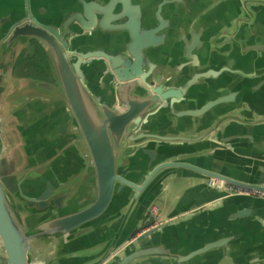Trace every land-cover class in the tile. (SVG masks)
I'll return each instance as SVG.
<instances>
[{
  "label": "water",
  "instance_id": "obj_1",
  "mask_svg": "<svg viewBox=\"0 0 264 264\" xmlns=\"http://www.w3.org/2000/svg\"><path fill=\"white\" fill-rule=\"evenodd\" d=\"M257 12L264 0H0V101H24L6 179L0 124V264H264V196L227 188L264 191V113L239 100L264 85ZM37 46V72L15 66Z\"/></svg>",
  "mask_w": 264,
  "mask_h": 264
},
{
  "label": "crops",
  "instance_id": "obj_2",
  "mask_svg": "<svg viewBox=\"0 0 264 264\" xmlns=\"http://www.w3.org/2000/svg\"><path fill=\"white\" fill-rule=\"evenodd\" d=\"M257 13L254 14L256 16L254 18H251L247 25L250 29L251 28L254 29L255 32H261V31H264V13H258V14ZM255 20H257L258 23H256ZM259 25H261V26H259ZM259 37H260L259 35L251 33V34H249L248 42L258 43ZM239 42H242V41H238L236 38H234V40H232L230 43H226L225 45L228 47H230L231 45L236 47V45L239 44ZM244 43H245V41H244ZM239 47H241V46H239ZM253 56L258 58V59H263L261 62H255V61L251 62V66L253 68L262 62L264 63V54H259L257 52V53H253ZM233 83L236 87H240L239 81H234ZM19 94L20 93L8 94L3 99H1L2 101H0L1 134H2V141H3V151H4L5 156H6V161L4 162V168H3V176L5 179L11 175L10 171L12 169L13 151H14L15 145L17 144L16 137L12 134V132L9 128L8 123L11 122V120L9 119V116H10V113L12 114L13 111H15L17 107H20V105L24 103V101L19 103L16 100V97ZM239 100L248 101L249 103H252V105L258 110V112L264 113V85L260 89L258 88L257 90H253L251 88V83L248 82V89L246 91L244 90L242 92V94H240ZM252 114L255 116L256 115L255 111L252 112ZM16 123H17V120H15V124ZM27 128H28V130L24 131V133L26 135L25 138H27V135H28L29 138L31 140H33L32 139V137H34L32 135L33 133L31 132V130H29V127H27ZM247 138L248 139H245L244 141H246V142L251 141L253 143L260 142L259 141L260 137L257 136L255 133L247 134ZM262 144L264 145V141L262 142ZM68 157H72L76 160L78 159V156L77 155L74 156V154H72L71 156H67V159H68ZM58 163H59V167H60V165L62 166V164H65L64 157H61ZM72 170L74 171L75 168H72ZM77 170H78V168H77ZM82 173H83L82 171H79L80 175ZM187 185L191 186L192 184L187 183ZM184 186H185V184H181L179 182V180L175 179V177H174V179H171L168 182L166 188L160 194H158V196L154 199L153 204L151 205L150 209L155 208V210H156V216L154 217L155 223L164 221L168 218V215L171 213V210L173 209V207L177 203L178 197H179L181 191L183 190ZM232 187H234V186H232ZM227 188L230 189V185H227ZM234 188H236V187H234ZM203 189L204 190H202V192L206 193L207 190L205 188H203ZM197 192L198 191H195V195ZM194 199H196V198H194V192H193V195L189 198V202L190 203L193 202ZM149 210L145 212V217L152 215L149 213ZM148 264H161V263L156 262V261H152L151 263H148Z\"/></svg>",
  "mask_w": 264,
  "mask_h": 264
},
{
  "label": "flooded vegetation",
  "instance_id": "obj_3",
  "mask_svg": "<svg viewBox=\"0 0 264 264\" xmlns=\"http://www.w3.org/2000/svg\"><path fill=\"white\" fill-rule=\"evenodd\" d=\"M39 50L40 49L37 46L35 48L34 53L33 54H28L24 61L19 56L17 58V60H16L15 66L17 65L18 67H21L23 65V62H24L28 67H30V65H31L33 67V70H37L38 67H42L44 59H43L42 55L40 54ZM32 58H35L36 60H37V58H40V61L37 60L40 65H36L35 63H33L32 60H31ZM23 67H25V66L23 65Z\"/></svg>",
  "mask_w": 264,
  "mask_h": 264
},
{
  "label": "built area",
  "instance_id": "obj_4",
  "mask_svg": "<svg viewBox=\"0 0 264 264\" xmlns=\"http://www.w3.org/2000/svg\"><path fill=\"white\" fill-rule=\"evenodd\" d=\"M216 183H218V182H216ZM230 189H232L234 191H243V192L255 195V196H260V197L264 196V191H262V190H250V191H248V190H244V189H240V188H234L232 186H230ZM149 213L152 214L153 217H155L156 216L155 208H151L149 210Z\"/></svg>",
  "mask_w": 264,
  "mask_h": 264
},
{
  "label": "rangeland",
  "instance_id": "obj_5",
  "mask_svg": "<svg viewBox=\"0 0 264 264\" xmlns=\"http://www.w3.org/2000/svg\"><path fill=\"white\" fill-rule=\"evenodd\" d=\"M39 51H41V50H39ZM31 60H32V62L35 63L36 65H40V64L38 63V61H37L35 58H32ZM36 61H37V62H36ZM34 71L37 72V70H34Z\"/></svg>",
  "mask_w": 264,
  "mask_h": 264
}]
</instances>
